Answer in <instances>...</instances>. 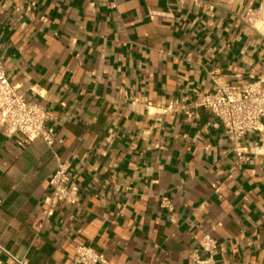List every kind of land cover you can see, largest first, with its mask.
<instances>
[{"label": "crops", "instance_id": "obj_1", "mask_svg": "<svg viewBox=\"0 0 264 264\" xmlns=\"http://www.w3.org/2000/svg\"><path fill=\"white\" fill-rule=\"evenodd\" d=\"M264 0H0V59L49 147L0 123V264H264V155L197 105L264 87ZM264 123V116L262 118ZM234 148L241 154L239 159ZM67 167L77 202L47 204Z\"/></svg>", "mask_w": 264, "mask_h": 264}, {"label": "built area", "instance_id": "obj_2", "mask_svg": "<svg viewBox=\"0 0 264 264\" xmlns=\"http://www.w3.org/2000/svg\"><path fill=\"white\" fill-rule=\"evenodd\" d=\"M256 18L264 19V2L257 10H248L246 23L252 25ZM215 90L205 92L197 99V105L208 110L218 119L226 134L234 143L239 142L245 134H256L259 138V150L264 155V87L260 83L239 84L230 86L214 80L215 73L210 72ZM47 115L37 103L27 101L19 95L17 88L9 82L6 68L0 59V123L4 124L9 133H19L31 140L40 138L47 146L55 143L54 135L46 129ZM239 159L241 154L234 148ZM51 194L47 204L54 206L60 202L75 204L77 188L67 185V167L60 163L49 178ZM200 248L209 254L202 259L197 252L190 256L193 264H209L217 244L210 236L200 240ZM105 257L89 246L75 248L72 264H102Z\"/></svg>", "mask_w": 264, "mask_h": 264}]
</instances>
